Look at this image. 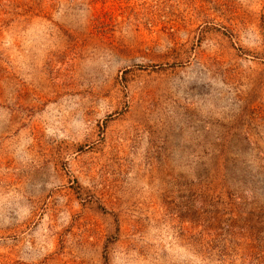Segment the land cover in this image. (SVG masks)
<instances>
[{
    "label": "rangeland",
    "instance_id": "rangeland-1",
    "mask_svg": "<svg viewBox=\"0 0 264 264\" xmlns=\"http://www.w3.org/2000/svg\"><path fill=\"white\" fill-rule=\"evenodd\" d=\"M0 264H264V0H0Z\"/></svg>",
    "mask_w": 264,
    "mask_h": 264
}]
</instances>
